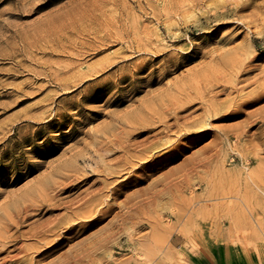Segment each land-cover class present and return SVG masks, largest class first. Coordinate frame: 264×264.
<instances>
[{
    "label": "rangeland",
    "instance_id": "374dc122",
    "mask_svg": "<svg viewBox=\"0 0 264 264\" xmlns=\"http://www.w3.org/2000/svg\"><path fill=\"white\" fill-rule=\"evenodd\" d=\"M244 46H253L257 57L235 79L226 60ZM97 64L115 67L103 74L106 80L85 82L84 73ZM261 70L264 0H0V216L4 217L0 222L6 219L5 212L13 214L29 206L31 218L21 229L27 231L31 221L42 218L33 203L38 205V193L47 186L49 192L58 194V200L74 199L77 206L84 192L101 187V183L93 184L105 177L99 153L110 164L123 154L103 150L107 131H130L122 121L141 103L157 97H183L180 88L185 83L195 80L205 89L204 93L202 87L199 92L192 89L191 98L199 110L188 118L198 117L204 131L177 135L176 127H160L152 133H132L131 141L141 142L160 132L161 137L155 138L159 139L156 150L160 157L145 164V170L131 173L132 179L118 199L110 203L115 207L112 213L94 226L71 227L55 251L47 249L41 255L32 251L7 264H61L65 257L106 235H113V242L96 253L100 264H210L216 245H227L233 264H264V99L244 107L237 117H229L239 103L252 100L264 86ZM120 76H124L122 82ZM211 76V81L218 80L210 82ZM167 84L172 85L171 92ZM224 86L228 87L225 91ZM208 102L214 108L211 117ZM239 134L242 139L237 138ZM169 136L175 139L167 147ZM153 141L145 146L150 148ZM193 166L200 169L195 170L192 186L181 184V191L175 192L180 202L172 203L166 196L153 207L148 221L138 217L123 220V211L125 215L129 209L120 206L129 196L134 197L133 202L144 199L139 192L162 180L158 178L171 169L183 168L179 177H172L183 182L184 169ZM78 179L84 181L81 188L60 191L57 183ZM163 187L161 183L157 189ZM175 212H180V219ZM65 213V207L57 206L43 219ZM25 240L26 244L36 243ZM16 254L18 251L0 253V264L7 255L9 259Z\"/></svg>",
    "mask_w": 264,
    "mask_h": 264
},
{
    "label": "bare ground",
    "instance_id": "6f19581e",
    "mask_svg": "<svg viewBox=\"0 0 264 264\" xmlns=\"http://www.w3.org/2000/svg\"><path fill=\"white\" fill-rule=\"evenodd\" d=\"M261 34V33H260ZM253 46H247L245 47H240L239 49L235 50L234 53H231L232 56L229 58V67H230V73L231 76L235 79H239V75H243L246 67H248L251 64L252 60H255V58L257 57L256 55H254V49ZM250 50H252L253 52H251ZM253 55V56H252ZM111 64H97L96 66L93 65L92 68L89 69L88 72L84 73V77L87 78L85 80V82H99L106 80V77H102L103 74L109 72L110 70L114 69L115 66H112ZM227 66V65H226ZM250 67V66H249ZM228 68V67H227ZM139 72V71H138ZM262 73H264V71L261 70ZM229 73V72H228ZM230 75V74H229ZM261 75V73H260ZM259 75V77H260ZM213 76V75H212ZM212 76L210 78V82L214 81V80H218L216 79H212ZM215 76V74H214ZM230 76V77H231ZM264 76V75H263ZM209 76H206V78ZM100 78V79H99ZM124 76H120L118 78V80L123 79ZM204 78V79H206ZM215 78V77H214ZM219 78V77H218ZM202 79V82L203 80ZM262 79V78H261ZM260 79V80H261ZM124 80V79H123ZM264 80V79H263ZM193 82H190V84H186L182 86L183 89V97H179V96H170V98H164V97H157L154 99H151L149 101H145L143 103H141V105L139 106V108L137 109V111L127 117H125V120H123V124L129 126V128H131L130 131L126 130V131H117L116 130H109L107 131L103 137L105 138V140L102 141L105 143L103 150L107 153H112L113 151L117 152V151H122L123 154L119 155L114 161L115 163L110 164L111 160L109 163L105 162V155L99 153V158L100 161L102 163H104L102 172L105 173V177H102V179L100 180H96L95 183H93L94 185H97L99 183H101V187L96 188L94 190H90L86 193V195L79 200V204L77 206H75V200L74 199H70V200H58V194H52V192H49L50 187H43L40 192L38 193L39 195V200L38 205H34L33 203V207H35V209L37 211H40V215L42 214V218L41 220H35L34 222L31 221V225L29 226V229L27 231H21V229L25 228L27 225L24 223L29 220L31 218L30 213V207L27 206L25 208L24 211H16L18 213H14L13 214L10 213V210L8 212H4L6 213V219H4V222L1 220L0 222V246H3V248H5L4 250L1 249L0 253H5V252H13V251H18V254L14 255V256H10V258L8 259L7 255V259H4L2 264H7V263H14L16 261L19 260L20 255H27L29 256V254L34 251L35 254L41 255L42 253H44L45 250L47 249H52V250H57V248L60 246L61 242L64 241L66 239V234L68 233L69 229H71V227L75 226V225H85V224H89V226H94L96 224H98L99 222H101L102 218L107 215L112 213L115 210V207L113 205H110L111 201L113 200H117L118 197L120 196V191L122 189L125 188L126 183L129 182L132 179V175L131 173L133 171H138V170H145V164H149L151 162H153L154 160L158 159L160 157V155H158V149L160 147V145H158L159 143V139L158 141L155 140V138H157L158 134L160 132L155 133L154 135H150L147 138H145L144 141L141 142H132L130 137L132 136V133L134 131L137 130H142L140 132H138L137 134H143L146 132L152 133L155 130L159 129L160 127H164L165 129L169 130L171 128L176 127L177 130L175 131V133H177V135L179 133H185V132H189L190 130L193 131L194 129H200L201 131H204V124H201L203 122H198V117L197 120L190 121L188 118L190 116H192V114H194L197 110H199V107H196L195 104V98H191V94L192 89H196V91L198 90V92L200 90H202L200 87L203 88V86H199L198 81L196 82L195 80H192ZM233 81V80H232ZM231 81V82H232ZM236 82V80H234ZM83 82V80L81 81ZM122 82V80H121ZM259 82V81H258ZM260 82H264V81H260ZM116 83H118V81H116ZM207 84L209 82H206ZM220 83V81H219ZM218 83V85H219ZM238 83V82H237ZM203 84V83H201ZM206 84V85H207ZM213 83L209 84L212 85ZM257 84V83H256ZM255 84V85H256ZM182 84H180L181 87ZM215 85V84H214ZM226 85V84H225ZM234 85L233 90H235L236 92H240V89L237 88V84H232ZM168 86V84H167ZM172 86V85H171ZM170 86V87H171ZM217 86V85H216ZM246 86V84L244 85ZM260 86V83H259ZM169 87V86H168ZM170 87L168 88L170 90ZM177 88H179L178 86H176ZM175 87V89H176ZM205 87V86H204ZM208 87V86H207ZM212 87V86H211ZM210 87V88H211ZM257 87V85H256ZM172 89V88H171ZM228 87L224 86V88L222 90H227ZM242 89V88H241ZM139 90V89H138ZM177 90V89H176ZM205 89L203 88L202 93H204ZM221 90V91H222ZM180 92V90H177V92ZM208 91V90H207ZM256 91V90H254ZM171 92V90H170ZM213 92V91H212ZM175 94H177L176 92H174ZM182 93V90H181ZM202 93H199L200 95ZM254 93V92H253ZM169 94V93H168ZM171 94V93H170ZM180 94V93H179ZM240 94V93H239ZM238 94V95H239ZM242 94V93H241ZM240 94V95H241ZM256 96L252 99V100H247L244 101L242 103H236L238 104V110H236V112H234L233 114H231L229 117H237L240 112L241 109H243L244 107H248L251 106L259 101H262L264 99V86L261 87V90L256 91ZM254 94V95H255ZM164 95V94H163ZM239 95V96H240ZM249 95V94H248ZM246 95V97L248 96ZM165 96V95H164ZM181 96V95H180ZM185 96V97H184ZM196 96V95H195ZM194 96V97H195ZM204 96V95H203ZM206 96V95H205ZM204 96V97H205ZM216 97V95H214ZM252 96V95H251ZM213 97V96H212ZM211 97V98H212ZM243 97H245L243 95ZM250 97V96H249ZM236 98V97H234ZM233 98V99H234ZM209 99V98H208ZM213 99V98H212ZM215 99V98H214ZM232 99V100H233ZM202 100V99H201ZM211 100V99H210ZM216 100V99H215ZM218 100V99H217ZM205 102V101H204ZM212 102V101H211ZM210 102V103H211ZM217 102V101H216ZM219 102V101H218ZM217 102V103H218ZM206 103V102H205ZM215 104V102H214ZM219 104V103H218ZM234 104V103H233ZM209 105V102H208ZM216 105V104H215ZM223 104L221 103V106L219 105V107H223ZM230 105V104H229ZM232 106V104H231ZM203 107V104H202ZM204 108H206L204 106ZM216 108V107H215ZM229 108V107H228ZM214 108L212 107V104L209 105L208 107V113L209 112H214L213 110ZM217 109V108H216ZM215 109V110H216ZM232 109V108H231ZM264 110V108H262ZM205 110V109H204ZM219 110V109H218ZM222 110V109H220ZM230 110V108H229ZM206 111V110H205ZM184 112H188L189 114H187L186 116H181L182 113ZM216 112V111H215ZM219 112V111H218ZM226 113L228 111H225ZM224 112V113H225ZM230 112V111H229ZM210 114V113H209ZM222 114V113H221ZM196 116V115H195ZM203 116V115H202ZM209 116V115H208ZM212 115L210 114V117ZM218 116V115H216ZM250 117V115H249ZM252 117V116H251ZM205 118V117H204ZM119 119V118H118ZM181 119H185L184 123H180ZM203 119V118H202ZM207 119V117H206ZM212 119V118H211ZM192 120V119H191ZM213 120V119H212ZM248 120V119H247ZM250 120V119H249ZM170 121H173L172 123ZM253 121V120H252ZM206 122V121H205ZM256 122V121H255ZM250 123V121H249ZM248 123V124H249ZM118 124V123H116ZM121 124V123H120ZM245 125V124H244ZM207 126V125H206ZM247 126V125H246ZM119 127V125L117 126ZM124 127V125H123ZM236 127V126H235ZM234 127V128H235ZM114 128V127H113ZM116 128V125H115ZM213 128V127H212ZM217 128V127H216ZM227 128V127H226ZM231 128V127H230ZM206 129V128H205ZM163 129H161L160 131L162 132ZM104 132V131H103ZM229 132V131H228ZM228 132H225L228 133ZM237 132H234V134ZM173 134V133H172ZM224 134V133H223ZM238 134V133H237ZM134 135V133H133ZM182 135V134H181ZM101 136V135H100ZM159 137V136H158ZM161 137V136H160ZM159 137V138H160ZM99 138V136H98ZM102 138V137H100ZM152 138H154V141L151 143V147L148 148L145 146L146 143H148ZM180 138V136H179ZM225 138V137H224ZM238 139H242L241 135L239 134L237 136ZM168 139V138H167ZM166 139V141H167ZM175 139V138H173ZM172 139V137L169 136L168 141L166 142V144H169L167 147L172 146V144L174 143V140ZM221 139V138H220ZM226 139V138H225ZM227 139H229L227 137ZM162 140V139H161ZM244 140V139H243ZM137 141V140H135ZM177 141V140H176ZM223 142V140H221ZM242 141V140H241ZM97 142V141H96ZM217 142V141H216ZM99 143V142H98ZM163 143V142H162ZM220 143V142H219ZM229 143V141H228ZM97 144V143H96ZM101 144V143H100ZM101 144V145H102ZM215 144V143H214ZM240 144V143H239ZM139 146H144L142 149L137 150ZM162 146H165L162 145ZM161 146V148H162ZM223 146V145H222ZM240 147V146H239ZM242 147V146H241ZM240 147V148H241ZM97 148V147H96ZM100 148V147H99ZM211 148V147H210ZM209 148V150H210ZM215 148V147H213ZM208 149V148H207ZM218 149V148H217ZM233 149V148H232ZM242 149V148H241ZM247 149L249 150V147H247ZM168 150V149H167ZM216 150V149H215ZM222 150V149H221ZM225 150V148H224ZM205 151V149L203 150ZM200 151V152H203ZM213 151V150H212ZM218 151V150H217ZM236 151V150H235ZM97 152V151H96ZM198 152V153H200ZM216 152V151H214ZM239 152V151H238ZM195 153V152H194ZM196 153V154H198ZM237 153V152H236ZM240 153V152H239ZM244 154L247 152H243ZM96 154V153H95ZM162 154V152H161ZM225 154V153H224ZM223 154V156H224ZM242 154V153H241ZM250 154V153H249ZM256 151H254V155L256 156ZM97 155V154H96ZM207 155V154H206ZM253 155V154H252ZM259 155V154H257ZM76 156V155H75ZM217 156V155H216ZM78 157V156H77ZM95 157V156H94ZM195 157V156H194ZM203 157V155H202ZM213 157V156H212ZM221 157V156H219ZM245 157V156H244ZM249 157V155H248ZM247 157V158H248ZM261 157V156H260ZM75 158V157H74ZM204 158V157H203ZM209 156H207V159L205 157L206 160H208ZM216 158V157H215ZM227 158V157H226ZM246 158V159H247ZM91 159V157L89 158ZM93 159V156H92ZM95 159V158H94ZM193 159V156H192ZM191 159V161H192ZM196 159V158H194ZM222 159V158H221ZM262 159V157H261ZM96 160V159H95ZM198 160V158H197ZM200 160V159H199ZM198 160V161H199ZM202 160V159H201ZM204 160V159H203ZM202 160V161H203ZM113 161V162H114ZM190 161V160H189ZM201 161V162H202ZM205 161V160H204ZM203 161V162H204ZM212 161V160H211ZM263 161V160H261ZM96 162V161H95ZM98 162V160H97ZM193 164H195L196 162L193 160ZM206 162V161H205ZM264 162V161H263ZM119 163L121 165H119ZM187 163V162H186ZM185 163V164H186ZM189 163V162H188ZM219 163V161H218ZM225 163V162H224ZM253 163V162H252ZM196 164H199L196 163ZM195 164V165H196ZM259 164H263V163H259ZM258 164V167H260ZM184 165V164H183ZM191 165V164H190ZM189 165V166H190ZM194 165V166H195ZM206 165V164H205ZM226 165V164H225ZM192 166V165H191ZM194 166L191 168H185V174L183 175L185 177L183 182L177 181L178 179H176L177 177H179V175L177 176V174L180 172V170L182 171V169H177L172 171L169 170V174L165 175L163 178H158V179H162V180H158L157 182H154L152 184V186L146 189H143V191L139 192V195L141 197H145L144 199L140 198V201L136 200L135 202H133V198L134 197H130L129 199L122 203V205L120 206L121 208L124 207V209L126 208L129 209V211L125 212L124 211L122 213V216L124 217L123 220H132L135 219V217L138 218H145L147 221L149 220V214L151 213V210L153 209V207L157 204V202L161 199H163L166 196H169L173 202L175 203L179 201L178 199V194L176 195L175 192L181 191V184L182 186L185 184L187 188H190L192 186V177L195 174V170ZM197 166V165H196ZM210 166V165H209ZM213 166V165H212ZM222 166V164H221ZM178 167V166H177ZM202 167V164H201ZM225 167V166H224ZM223 167V168H224ZM243 167V166H241ZM249 167V166H248ZM99 168V166H98ZM97 168V169H98ZM205 168V167H203ZM201 168V169H203ZM234 168V167H233ZM129 169V171H128ZM200 169V168H198ZM197 169V172L199 171ZM206 169V168H205ZM210 169V167H209ZM230 169V168H229ZM235 169V168H234ZM257 169V168H256ZM95 170V169H94ZM126 170L128 172H126ZM240 170H242L240 168ZM239 170V171H240ZM246 170V169H245ZM96 171V170H95ZM99 171V170H98ZM172 171V172H171ZM203 171V170H202ZM208 171V170H207ZM238 171V173H239ZM251 171V170H250ZM256 171V170H255ZM259 171L261 172L262 170L259 169ZM171 172V173H170ZM184 172V171H183ZM201 172V171H200ZM210 172V171H209ZM226 172V171H225ZM228 172V171H227ZM226 172V173H227ZM235 170L233 171V174ZM79 173V172H77ZM129 174L127 176H124L126 174ZM182 173V172H180ZM221 173V172H220ZM230 173H232L230 171ZM258 173V172H256ZM262 173H264L262 171ZM260 173V174H262ZM215 174V173H214ZM224 174V173H223ZM237 174V173H236ZM71 175V174H70ZM101 175V174H99ZM212 175V174H211ZM228 175V174H227ZM226 175V176H227ZM249 175V174H248ZM183 176L181 175V177L183 178ZM209 176V175H208ZM225 176V175H224ZM98 177V176H97ZM172 177H176V178H172ZM214 177V176H213ZM219 177V175L217 176ZM228 177H231L230 175ZM260 177V175L258 176ZM264 177V176H262ZM55 178V177H54ZM66 178V177H65ZM82 178V177H81ZM85 178V177H84ZM206 178V177H205ZM180 179V178H179ZM197 179V178H196ZM77 180V179H75ZM79 180V179H78ZM206 182V179H204ZM224 180V179H223ZM227 180H230L227 178ZM57 181V180H56ZM59 181V180H58ZM61 181V180H60ZM210 181V180H209ZM84 181H71L69 183H62L59 182L57 183L59 185L60 191H66L67 189H76L77 187L81 188L82 185L81 183H83ZM203 182V181H202ZM211 182V181H210ZM230 182V181H229ZM232 182V181H231ZM161 183H163L164 187L161 189H157L158 184L160 185ZM165 183V184H164ZM200 183V182H199ZM255 183V182H254ZM259 183V182H258ZM229 184V183H228ZM227 184V185H228ZM84 185V184H83ZM208 185V184H206ZM45 186V185H44ZM209 186V185H208ZM257 186V185H256ZM261 186V185H260ZM229 187V186H228ZM41 188V187H40ZM55 188V187H54ZM185 188V186H184ZM205 188V187H204ZM209 188V187H208ZM257 188V187H256ZM92 189V188H91ZM226 189L227 186H226ZM175 190V191H173ZM177 190V191H176ZM195 190V189H194ZM202 190V189H201ZM261 190V189H260ZM56 191V190H55ZM223 191V190H222ZM228 191V190H227ZM205 192V191H204ZM261 192V191H260ZM56 193V192H54ZM182 193V192H181ZM196 193V192H195ZM251 194V193H250ZM263 194V193H262ZM82 195V193H81ZM131 195V194H130ZM134 195V194H133ZM186 195V194H183ZM197 195V194H195ZM199 195V194H198ZM201 195V194H200ZM221 195V194H220ZM138 196V195H137ZM215 196V195H214ZM252 196V194H251ZM186 197V196H185ZM216 197V196H215ZM220 197V196H219ZM218 197V198H219ZM31 198V196H30ZM189 198V199H188ZM187 198V204H189V200L191 199L190 197ZM194 199L196 198L193 197ZM221 198V197H220ZM227 198V197H226ZM225 198V200H226ZM263 198V197H262ZM69 199V198H68ZM193 199V200H194ZM197 199V198H196ZM29 201V197L27 199ZM224 200V199H223ZM252 201V199H250ZM14 202H17V200ZM35 202V201H34ZM180 202V201H179ZM262 202V201H261ZM27 203V202H26ZM25 203V204H26ZM186 204V205H187ZM260 204V203H259ZM11 205V204H10ZM13 205V204H12ZM29 205V204H27ZM185 205V206H186ZM254 205V204H253ZM264 205V204H263ZM9 206V205H8ZM57 206H61V210L65 207V209H67V213H65L64 216L59 217V218H49L47 220L43 219V217H45V215H47L48 213L52 212L54 210L55 207ZM63 206V208H62ZM75 206V207H74ZM252 206V205H251ZM258 205H256L257 208ZM260 206V205H259ZM10 207V206H9ZM31 207V208H33ZM188 207V206H187ZM254 207V206H253ZM11 208V207H10ZM18 208V207H17ZM251 209V207H250ZM254 209V208H252ZM123 210V208L121 209ZM186 210V209H185ZM256 210V209H255ZM38 213V212H37ZM255 214V212H253ZM3 214V213H2ZM34 214V213H33ZM36 214V213H35ZM121 214V213H120ZM117 214V215H120ZM1 215V214H0ZM49 215V214H48ZM175 215L177 216V219H180L181 214L180 212H175ZM5 216V215H4ZM61 216V215H60ZM143 216V217H142ZM175 216V217H176ZM1 217V216H0ZM3 217V216H2ZM1 217V218H2ZM118 217V216H117ZM0 218V219H1ZM4 218V217H3ZM174 218V217H173ZM185 218V217H184ZM122 220V218H121ZM122 220V221H123ZM256 221V220H255ZM119 222V220H118ZM121 222V221H120ZM141 222V221H140ZM182 222V221H181ZM124 223V221H123ZM142 227V226H141ZM16 229V233L15 230L12 233V230ZM60 229V230H58ZM113 232V231H112ZM112 234V233H110ZM115 235V234H114ZM224 235V234H223ZM108 236V235H106ZM105 236V237H106ZM50 237H52L50 239ZM103 239V237H101V239H97V241L90 246H85L83 248H80L79 250L76 251L75 254H71L66 258V260L64 262H62L63 264H85V260H89V263L91 264H100L97 261V258H95V256H97V252L100 251L101 249L107 248L110 246V243L113 242V235L107 237ZM227 237V236H226ZM27 240H34L36 243H32V244H26V240L24 241V239ZM115 238V237H114ZM96 240V239H95ZM91 241V240H90ZM17 246L15 249L11 250L10 252L8 251L11 247ZM70 252V251H69ZM72 252V251H71ZM68 254V253H67ZM96 254V255H95ZM12 255V254H11ZM110 256H113L112 254H110ZM4 257V256H3ZM6 257V256H5ZM2 258V257H1ZM0 258V259H1ZM31 258V257H30ZM34 260V258H32ZM31 259V261H32ZM14 260V261H13ZM37 261V260H35ZM2 262V261H1ZM28 263V262H27ZM61 263V264H62ZM88 263V264H89ZM35 264V263H34ZM55 264V263H52ZM57 264V263H56ZM163 264V263H162Z\"/></svg>",
    "mask_w": 264,
    "mask_h": 264
},
{
    "label": "crops",
    "instance_id": "0c3cea01",
    "mask_svg": "<svg viewBox=\"0 0 264 264\" xmlns=\"http://www.w3.org/2000/svg\"><path fill=\"white\" fill-rule=\"evenodd\" d=\"M215 250V254L213 253V258L209 262L210 264H233L227 245H216Z\"/></svg>",
    "mask_w": 264,
    "mask_h": 264
}]
</instances>
